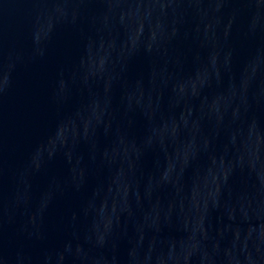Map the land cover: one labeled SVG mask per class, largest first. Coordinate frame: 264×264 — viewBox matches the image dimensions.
I'll return each mask as SVG.
<instances>
[{
  "label": "water",
  "instance_id": "water-1",
  "mask_svg": "<svg viewBox=\"0 0 264 264\" xmlns=\"http://www.w3.org/2000/svg\"><path fill=\"white\" fill-rule=\"evenodd\" d=\"M0 264H264V0H0Z\"/></svg>",
  "mask_w": 264,
  "mask_h": 264
}]
</instances>
